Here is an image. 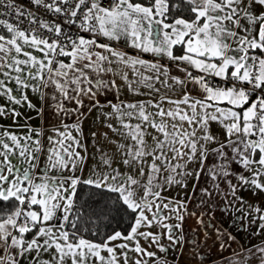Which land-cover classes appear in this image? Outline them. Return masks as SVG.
<instances>
[{
	"label": "snow or ice",
	"instance_id": "6c2138e0",
	"mask_svg": "<svg viewBox=\"0 0 264 264\" xmlns=\"http://www.w3.org/2000/svg\"><path fill=\"white\" fill-rule=\"evenodd\" d=\"M31 3L57 19H38L14 0H0L5 10L0 16L14 14L17 20L0 19V98L7 101L0 104V117L15 123L21 115L16 106L35 108L31 92L52 108L60 127L52 129L47 144L43 132L31 126L23 135L0 131V264H168L149 249L165 253L160 243L165 235L171 247L180 244L177 230L183 231L186 214H196L165 191L187 188L188 178L198 182L206 175L214 190L226 180L230 191L224 195L241 204L239 189L264 192V0ZM24 20L31 27L22 28ZM100 37L126 40L157 60L166 57L183 76L172 75L157 60L118 51ZM113 65L130 69L135 79ZM106 74L119 76L134 95H144L146 88L152 99L101 104L100 96L120 89L115 79H104ZM161 87L181 94L156 99ZM85 99L89 112L110 109L102 112L105 126L120 137L116 152L101 153L98 168L87 177L81 140ZM70 116L74 122L65 123ZM117 163L129 171L114 167ZM193 164L199 167L189 170ZM233 164L243 171L234 173ZM82 187L89 190L88 200L78 204ZM201 192L212 195L209 188ZM123 215L131 219L126 235L115 231L93 240L83 234L82 224ZM173 218L177 223L166 222ZM244 218L260 221L264 230V209L249 205ZM154 226L166 231L148 230ZM256 251L264 254V247Z\"/></svg>",
	"mask_w": 264,
	"mask_h": 264
},
{
	"label": "crops",
	"instance_id": "0c3cea01",
	"mask_svg": "<svg viewBox=\"0 0 264 264\" xmlns=\"http://www.w3.org/2000/svg\"><path fill=\"white\" fill-rule=\"evenodd\" d=\"M88 37V33H82ZM101 43H110L118 51L127 52L129 55L135 57L141 55L146 60H157L151 54H141L137 50L128 47L126 40L106 41L103 37L99 38ZM99 51V49H98ZM176 54H182L179 49ZM160 64H166L170 68L172 75L183 76V74L169 61L166 57L157 60ZM113 68L124 72L127 71L129 79H135L131 75L130 69H124L123 66L113 65ZM104 79H115L116 83L120 85L118 92L108 90L106 95L100 96L101 104L106 105L109 100L113 103H118L120 100L125 102H136L141 100L152 99L147 95L148 90L142 89L144 95H134L130 92L119 76L113 74H106ZM158 87H160L158 85ZM166 94L172 98H178L181 90L177 89L175 92L169 91L161 87L160 94H155V98L159 99V95ZM29 100L35 108H28L25 103L23 106H16L17 111L21 113L16 118L15 123L11 117H0V131L7 129L18 134H25L27 126L33 129H39L43 132L42 142L47 144V137L53 135L52 129L60 127L58 118L54 115L51 107L44 105L39 97L29 92ZM4 98H0V104H6ZM90 102L85 99L84 112L87 113L82 119L81 140L87 147V167L83 171V175L87 177L90 174V167L99 164L98 157H92L94 150L99 153H106L107 150H115L116 144L120 142V137L112 133L105 125L106 121L102 112L110 111L109 108L93 109L88 111ZM167 107V105H165ZM68 107H74L73 104L68 103ZM41 109L43 111L41 112ZM75 120L74 116L67 117L65 123L71 124ZM115 124V120L112 121ZM25 125V127H20ZM218 126H213L215 132ZM61 130H63L61 128ZM96 133L93 138L92 133ZM107 133V138L104 136ZM75 135V133H73ZM116 143H113V142ZM84 154V149H78ZM101 158V157H100ZM94 165H90V164ZM208 165L211 166L213 159L208 160ZM119 164V163H117ZM199 167L198 164L190 165V170H195ZM232 171L234 173L242 172L238 165L233 164ZM99 170V169H98ZM77 172V175H80ZM247 175V173H245ZM232 183H237L235 176L229 177ZM219 190L212 189V182L206 175L200 177L199 181L195 177L187 179V188L173 186L164 192V196L183 200L187 203L188 213H195L196 215L186 214L183 222V231L177 230L176 235H182L183 240L174 248L170 246V242L166 235L161 238L160 243L167 249L165 253H160L155 246L150 248V251H156L157 255L166 259L168 264H230V261H239V264H264V254L256 251L257 248L264 247V230H260V221L253 223L250 219H245V212L249 205L253 207H260L264 209V192L256 191L255 194L251 188H241L236 192L237 197H242L244 203L241 204L239 200L231 196H225V193L230 191L226 180H221ZM195 185V187H194ZM209 188L212 191L211 197L204 195L201 189ZM164 215H169L167 210H164ZM253 216L255 213L252 214ZM197 218H200L203 223L198 224ZM170 224H175L177 221L173 218L166 221ZM143 230V229H142ZM154 233L165 232L166 230L154 226L148 229ZM231 236L232 239L228 237ZM123 241H115L113 243H122ZM224 244L221 248L220 245ZM141 245L147 247V244L141 240ZM238 254V255H237ZM134 256V254H132Z\"/></svg>",
	"mask_w": 264,
	"mask_h": 264
},
{
	"label": "trees",
	"instance_id": "16d2710c",
	"mask_svg": "<svg viewBox=\"0 0 264 264\" xmlns=\"http://www.w3.org/2000/svg\"><path fill=\"white\" fill-rule=\"evenodd\" d=\"M136 2L141 3H148V0H136ZM88 192L89 190L86 187H82L79 190V197H78V204H82L84 201L88 200ZM83 211L86 213L87 208L85 207ZM85 219H87V216H85ZM131 223V219L127 215H123L122 218H117L115 220L111 221H100L97 223H87L82 224L81 228L82 230L86 229V231L83 232V234L93 240H100L107 235L112 234L115 231H121L123 234H127V232L130 230L129 225ZM99 231V235H92L93 232Z\"/></svg>",
	"mask_w": 264,
	"mask_h": 264
},
{
	"label": "built area",
	"instance_id": "2783aa9c",
	"mask_svg": "<svg viewBox=\"0 0 264 264\" xmlns=\"http://www.w3.org/2000/svg\"><path fill=\"white\" fill-rule=\"evenodd\" d=\"M15 4L18 7H22L26 11H31L33 12L38 19H43V20H56L57 18L53 16L51 13H46L43 9H37L35 5L31 3V0H14ZM107 6V5H105ZM0 11H5L3 8H0ZM0 19H7L11 23H17V20L15 18V15L13 14L12 16H0ZM23 20V18H21ZM59 22V21H58ZM22 28H29L31 27L26 20L23 21V23L20 24ZM75 31V29H73ZM45 35H48L47 33H44Z\"/></svg>",
	"mask_w": 264,
	"mask_h": 264
},
{
	"label": "rangeland",
	"instance_id": "374dc122",
	"mask_svg": "<svg viewBox=\"0 0 264 264\" xmlns=\"http://www.w3.org/2000/svg\"><path fill=\"white\" fill-rule=\"evenodd\" d=\"M116 152V149L115 150H107V154L108 155H113L114 153ZM92 157H98L100 159L101 157V153L97 152L96 150L93 151V153L91 154ZM90 164V163H89ZM90 165H94V164H90ZM98 165L99 164H96L94 166H91L90 167V170H92L93 168H98ZM190 166V165H189ZM114 167H117L118 169H120L121 171H124V172H128L129 169H127L126 167L122 166L121 164H114ZM191 168H189L190 170Z\"/></svg>",
	"mask_w": 264,
	"mask_h": 264
}]
</instances>
